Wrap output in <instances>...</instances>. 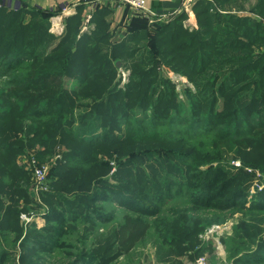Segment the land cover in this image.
Here are the masks:
<instances>
[{"label":"trees","instance_id":"1","mask_svg":"<svg viewBox=\"0 0 264 264\" xmlns=\"http://www.w3.org/2000/svg\"><path fill=\"white\" fill-rule=\"evenodd\" d=\"M0 2V71L11 85L0 88V264H47L46 255L113 264L148 243L167 264H184L212 251L202 235L221 221L194 211L264 213V190L247 205L251 176L229 164L264 171V0H196L198 27L185 24L186 10L171 21L137 14L119 42L108 8L82 31L78 6L58 35L51 18L61 5ZM164 69L191 84L183 97ZM36 146L37 159L54 157L42 227L20 220L32 186L17 160ZM238 225L223 243L249 246L229 252L233 264H264L263 227Z\"/></svg>","mask_w":264,"mask_h":264},{"label":"rangeland","instance_id":"2","mask_svg":"<svg viewBox=\"0 0 264 264\" xmlns=\"http://www.w3.org/2000/svg\"><path fill=\"white\" fill-rule=\"evenodd\" d=\"M16 0H12V6L14 7V3ZM196 0H188L186 3L184 10H186L189 14L188 18L185 21V24L187 26L191 27H198L197 25V20L195 17V14L192 10V5ZM7 3L9 4V0H7ZM188 6V8L186 7ZM176 15L172 14V16H168L166 18H158L154 17L151 18V20L158 19L162 21H171L173 18H175ZM56 21V20H55ZM59 35V34H58ZM120 68V67H119ZM123 72H125L127 75L130 73V70L125 69ZM164 74L166 76H169V78L173 79V81L177 82L179 85V91L182 96L183 94V88L185 86H191V84L188 82V80L178 74L172 73L171 71L169 72L167 69H164ZM0 88H10V84L7 83L6 79L2 76V72L0 71ZM7 78L10 76L7 74ZM123 79V78H122ZM73 79L66 78L65 79V85L68 88H73L76 84V82L72 81ZM127 81V79H126ZM126 81L122 80V84L125 83ZM121 84V85H122ZM183 97V96H182ZM36 146L35 148H25L23 153L18 157V164L25 170L31 173V184L32 186L30 192H31V197H32V202L29 205V209L27 211H22L20 214V220L22 222V214H27L28 216H31L33 219V223L37 224L39 227H42L46 223V212L48 210V204H45V201L43 200V194L42 193H37L34 192L33 186L35 183V176L33 173V166L31 164V160L33 158V154H36ZM233 154H229V156H232ZM54 164V157H50L48 155L44 160L37 159V165L42 166L45 169V172H47V179L50 174V171L52 169V165ZM229 164L234 166L236 169L243 168L250 176H251V181L247 182V189H248V201L247 205H250L252 202L253 197L260 193L261 191L264 190V171H262L260 168H255L252 166H245L242 164L240 159H234L232 158L229 161ZM111 182L115 183L116 181L114 179L110 180ZM8 201L5 200V204H7ZM28 203V204H29ZM44 204V205H43ZM103 206H105L108 209H113L116 205V203L113 201V203H106V202H101ZM4 205L0 206V213L2 210H4ZM194 213L198 215H202L203 217L206 218H215L221 220L218 223H212L210 226H208L207 231L205 234L202 235L203 241L205 242H210L212 251H205L202 256L198 257L195 261L189 259L187 256L183 257V262L184 264H233L232 259H230V253L229 252H242L246 249H248L249 243L248 241H243L241 243H237L236 239L232 238L230 241L227 243H223V238H229L233 237L237 227L239 226L238 224L240 223L241 220H246L250 224L254 225H260L264 229V213L263 214H258V213H247L245 210H240V209H235V208H229L225 210L217 209V208H211L208 210H202V211H194ZM123 212H118V217L123 219ZM24 221V220H23ZM24 223V222H23ZM25 224V223H24ZM82 227V226H80ZM79 232L80 231H85V228H78L77 229ZM103 228H100L99 231H102ZM96 234V231L93 233L92 238L88 241V246L91 247L92 245V240L94 235ZM13 236V235H12ZM262 236L264 237V231ZM70 241L77 245H81L82 242L80 241V235H77V232H73L70 235ZM13 237L11 238L12 241ZM19 251V250H17ZM19 254H16L15 256V261L17 262ZM48 261L46 262L47 264H62L65 263V257H60V255L55 256H48ZM18 264V263H17ZM113 264H167L164 260H162L157 252L156 247L148 243L146 246H139V249L136 251V253H130L128 255H123L120 257L119 260L114 262Z\"/></svg>","mask_w":264,"mask_h":264},{"label":"crops","instance_id":"3","mask_svg":"<svg viewBox=\"0 0 264 264\" xmlns=\"http://www.w3.org/2000/svg\"><path fill=\"white\" fill-rule=\"evenodd\" d=\"M28 2L30 6L39 5L43 8H50L52 10H56L59 5L62 6V10L59 11L53 17H62L63 23H65V18L74 15L77 12V7L80 5H84V20L87 13L90 12V7L88 4L79 3L77 4V0H25ZM110 0H107L109 2ZM188 0H146L147 7L150 8L155 14V16L161 17L163 15L168 14H175L177 15L182 10ZM255 0H253V3ZM100 7H105L110 10V15L108 17L111 23V29L113 31V38L114 42L121 41L128 33V25L130 24L131 20L137 16V13L126 5H114L113 3L103 4ZM95 11V10H94ZM244 15H252L257 19H261L259 16L250 13L248 10L242 12ZM93 15V13H92ZM92 18V17H91ZM154 18V17H153ZM52 21V18H51ZM84 25V24H83ZM90 28L93 27L91 23V19L89 22Z\"/></svg>","mask_w":264,"mask_h":264},{"label":"built area","instance_id":"4","mask_svg":"<svg viewBox=\"0 0 264 264\" xmlns=\"http://www.w3.org/2000/svg\"><path fill=\"white\" fill-rule=\"evenodd\" d=\"M85 3L88 4L90 7V12L87 13L85 20H84V26L82 28V31H87L90 29L89 22L92 17V13L94 10H96L100 5L103 4H109L113 3L114 5H126L132 8L137 14H144L146 16H149L151 18L156 17L154 12L147 7L146 0H110L107 2V0H77L76 3ZM5 4L7 3V0H4ZM1 5V2H0ZM15 6V5H14ZM188 8V6H186ZM168 16H172L171 14L163 15L162 18H166ZM160 17V18H161ZM56 20V21H55ZM65 24L63 23L62 17H52V25H51V31H53L56 34H62L64 32ZM128 78V75L123 72V81H126ZM60 155V154H59ZM31 164L33 166V173L35 176V183L33 186L34 192L40 193L42 190L46 189V181H47V172H45V169L42 166L37 165V158L35 157V153L33 154V158L31 160ZM22 220L25 225L28 224L33 218L31 216H28L27 214H22Z\"/></svg>","mask_w":264,"mask_h":264},{"label":"water","instance_id":"5","mask_svg":"<svg viewBox=\"0 0 264 264\" xmlns=\"http://www.w3.org/2000/svg\"><path fill=\"white\" fill-rule=\"evenodd\" d=\"M11 1H12V0H9V4H8V5H12ZM14 4H15L14 7H16V8L21 6V2H20V0H16ZM117 66H118V67H121V62H120V61H117Z\"/></svg>","mask_w":264,"mask_h":264}]
</instances>
